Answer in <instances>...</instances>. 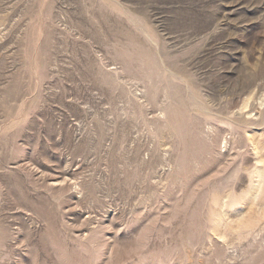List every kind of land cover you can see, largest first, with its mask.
<instances>
[{"label":"rangeland","instance_id":"rangeland-1","mask_svg":"<svg viewBox=\"0 0 264 264\" xmlns=\"http://www.w3.org/2000/svg\"><path fill=\"white\" fill-rule=\"evenodd\" d=\"M0 264H264V0H0Z\"/></svg>","mask_w":264,"mask_h":264}]
</instances>
